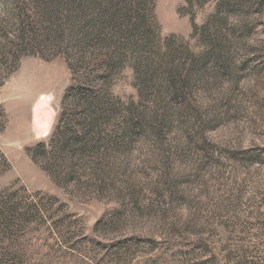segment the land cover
<instances>
[{
    "label": "rangeland",
    "instance_id": "1",
    "mask_svg": "<svg viewBox=\"0 0 264 264\" xmlns=\"http://www.w3.org/2000/svg\"><path fill=\"white\" fill-rule=\"evenodd\" d=\"M48 25L66 29L47 38ZM168 42L208 54L185 101L159 65ZM221 42L229 62L210 53ZM115 52L105 112L86 125L80 82ZM4 206L17 225L0 264H264V0H0Z\"/></svg>",
    "mask_w": 264,
    "mask_h": 264
},
{
    "label": "trees",
    "instance_id": "2",
    "mask_svg": "<svg viewBox=\"0 0 264 264\" xmlns=\"http://www.w3.org/2000/svg\"><path fill=\"white\" fill-rule=\"evenodd\" d=\"M83 3L85 0H78ZM108 23L114 21V13L109 11L108 12ZM46 20V18L44 19ZM103 26H97L96 28H92L91 34H95L96 36H103L105 34L104 29H102ZM66 29V28H65ZM64 26H60L58 29H55L53 26H46L44 30V35L47 38L53 37L58 38V34L61 35L64 32ZM107 29L111 30L107 27ZM140 27L134 28V35L135 40L140 39L143 43V49H148V45L150 44V41L148 40V34H150V31L148 28H143L139 30ZM116 33V32H115ZM113 32H108L107 34L112 35L115 34ZM117 34V33H116ZM120 34V33H118ZM184 49H181L180 46L173 45L171 42L167 43V52L165 53L166 59L161 61L159 63L160 68L164 71H168L170 73V79L171 83L173 84L174 88L171 94L177 98H182V100H187V94L189 93V90L191 89V86L189 84L190 82V73L194 70V68L197 67V64L202 61L203 59H206L208 54H200L198 56L193 55L190 52H184ZM212 54V57L216 60L220 59V57H224L229 62L230 60V51L229 46L225 44L224 42L217 43L214 45L213 50L210 52ZM115 55L118 56L117 60L113 61L111 58L106 65V69H103L101 74H97L94 79H84L83 82H80L79 89L82 92L83 95H86L87 98H90V102L85 103V106H87L86 109H84V112L81 114L82 118L81 120L86 122V125L90 124L92 125V122H94L96 119H98L101 114L105 112V108L103 106L104 97L106 96L105 93H107L108 87L107 85H104L106 83V80L109 78V72L112 71L116 65L120 62L121 55L120 53H116ZM211 57V58H212ZM212 58V59H213ZM214 61V60H213ZM146 62L151 66V61L145 59L141 60L139 63L140 65L144 66L145 69L143 72L146 71V76L148 74L149 69H147V66L145 65ZM189 62V63H188ZM188 63V67L186 68V64ZM147 69V70H146ZM146 81V87L148 86L149 78L144 79ZM92 97V98H91ZM62 107H65V102H63ZM60 123V121H59ZM65 127H62L61 125H58L56 128V133L59 135L57 142L58 144L54 146L51 149V161H53V165L56 166V168H60V170L65 169V166L69 159L71 158V152L70 149V142L69 138L66 136V132L68 133V130L64 131ZM123 131L124 135V144L123 146H120L122 148H125L129 143V137L128 134H131V126L127 125ZM131 130V131H130ZM65 132V133H64ZM53 143V141H52ZM97 144V142L93 139L87 140L84 143V147L82 150L86 152V154L89 153V151ZM43 144H40L38 147L27 149V153L31 156V158L35 159V157L38 154V148L42 147ZM52 165V166H53ZM53 166V167H54ZM68 174V173H66ZM10 210H14L8 207L4 206V211L0 213V235L8 234V232L17 225V221H11L8 219V214ZM2 222H5L4 226L1 225Z\"/></svg>",
    "mask_w": 264,
    "mask_h": 264
}]
</instances>
